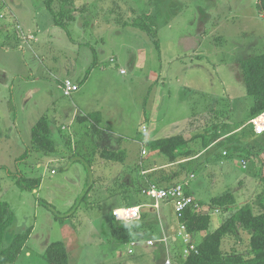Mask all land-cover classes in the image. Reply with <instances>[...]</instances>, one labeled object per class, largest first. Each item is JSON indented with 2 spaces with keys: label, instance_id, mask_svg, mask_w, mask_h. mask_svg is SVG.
<instances>
[{
  "label": "rangeland",
  "instance_id": "obj_1",
  "mask_svg": "<svg viewBox=\"0 0 264 264\" xmlns=\"http://www.w3.org/2000/svg\"><path fill=\"white\" fill-rule=\"evenodd\" d=\"M47 1L0 0V69L7 73L0 78V202L6 201L15 217L7 234L30 229L14 264H47L44 249L58 240L68 250V264H91L98 257L100 264H152V248H164L167 237L151 244L140 241L151 236L160 220L142 221L141 206L129 205L134 190H119L118 202L93 191L109 183L123 190V182L114 175L120 165L91 151L95 149L92 122H78L77 117L99 113L105 127L126 133L121 138L122 150L125 159L135 158V165L151 157L141 153L139 142L182 134L187 116L188 128L196 118L212 131L221 128L219 124L226 126V118L233 127L248 121L253 99L245 92L238 62L264 52V14L259 0H54L52 8L65 12L61 21L66 30L55 25ZM69 16L73 18L68 20ZM135 19L150 24L156 37L133 26ZM3 44L6 49L1 48ZM65 79L79 81V90L64 95ZM44 115L56 134H52L53 140L57 138L56 155L46 156L31 145V129ZM172 119L181 124L166 135L162 131ZM250 137L253 144L264 143V135ZM145 150L149 151L146 145ZM178 152L173 171L166 168L158 176L172 179L179 173L181 179L186 174L181 165L185 151ZM23 154L27 155L21 160ZM235 158L226 178L228 193L235 198L233 205L226 210L209 207L206 199L221 193V183L212 192L206 185L197 190L202 205L194 200L193 209L200 211V206L210 215L205 232L214 231L242 204H254L255 214L262 211L258 202L264 189L259 187L258 164H264V157ZM98 164H107V175ZM197 175L193 183L202 178ZM140 176L137 191L143 194L146 178ZM23 178L40 179L39 186L20 190L16 181ZM86 190L87 200L81 201ZM134 206L140 208L139 218L124 221L111 216L114 207ZM66 221L76 235L61 227ZM114 221L133 226L130 240L138 244L132 254L129 243L111 237ZM238 232L223 240L222 249L247 256L249 235ZM7 243L4 239L2 245ZM172 243V263L180 264L176 255H183L186 245ZM111 244L116 247L110 248Z\"/></svg>",
  "mask_w": 264,
  "mask_h": 264
},
{
  "label": "trees",
  "instance_id": "obj_2",
  "mask_svg": "<svg viewBox=\"0 0 264 264\" xmlns=\"http://www.w3.org/2000/svg\"><path fill=\"white\" fill-rule=\"evenodd\" d=\"M53 1L54 0H48L46 2V9L51 12L53 19L56 21L55 25L60 26L61 28H64L66 30L67 26H65L64 22L61 21V14L65 15V12L64 10L61 11L60 9L56 10L55 8H52ZM258 6L260 12L264 14V0H259ZM72 18L73 16H69L68 20ZM133 26L140 27L149 35L156 37L155 33L151 29L150 24H145L139 22L138 19H135L133 22ZM238 66L240 68V74L244 83L245 92L253 99L252 106L250 107L249 111L248 121L240 123L241 125H236V128L247 125V127L245 129H242L241 132L238 133V135L240 137L242 135H247L248 137H262L264 135V132L259 135L255 134L252 124H249V121L261 113H263L262 116L264 115V52L240 60L238 62ZM87 75L88 73H86V76ZM194 119L195 120L193 124L197 121L196 118ZM77 121H91L92 130L96 133L100 131L98 127L101 122V115L99 113L88 115L81 114L77 117ZM51 124L52 122L48 118V116L44 115L35 122L31 129L32 148L36 151L39 150L46 156H50L57 152L56 142L52 139L53 128ZM189 125H192V122H190ZM219 125L221 126V124ZM193 138L194 137L190 138L189 136L183 134H176L152 140L147 143V146L151 154L158 153L161 155H165L169 162H174L177 156H179L178 151H183V149L187 147L188 142ZM263 144L264 143H261L260 146H263ZM239 152L240 153L238 154L244 157L252 155V153H250L249 151L247 152V150H239ZM191 153L193 154L194 151L188 150L181 156L185 157L190 155ZM148 154L149 152L147 153V155ZM26 155L27 154H23L21 160L25 158ZM99 155L100 158H103L108 162H124L125 159L124 150L115 151L105 148L99 150ZM144 162L145 160H141V164ZM141 164H139L140 166L136 165L139 170L141 167H144V165L142 164L141 166ZM183 166L184 165H182V167ZM159 171H162V169H160ZM159 171L150 174H144L143 178H146L145 184L147 186L151 181H153L158 187H167L171 184L182 183L184 186L185 194L189 196V192L187 191V184L182 180V178L178 179L179 173L171 179L170 176L169 178L166 175L164 177L160 175L158 176V174L156 173H159ZM172 171L173 170H171L170 173ZM262 172L263 173L261 174L259 179L264 189V164L262 165ZM39 183L40 179L23 178L16 181L17 187L20 190L25 191H32L36 189L39 186ZM104 184H106V182H104ZM122 185L124 186V189L122 191L128 189L125 186V183H123ZM146 185L145 187H147ZM110 187L113 186L108 187V197H113V190L110 189ZM88 191L89 190L85 191L87 195L86 197H82L81 201L87 200V196L89 195ZM117 194H119V191H117ZM234 203V196L231 193H226L211 198L209 207L215 206L226 210L228 208L227 206L233 205ZM258 203L259 207L262 209L260 213H254V207L251 203L240 205L214 231H212L200 242H195L196 250H189V253L187 255H176L177 262H180V264H264V192L260 198V202ZM199 204L200 206L202 205V203L200 202ZM200 206V211H198L193 209L194 205H189L177 215L179 224H182L184 226L185 231L190 234L191 237L195 233L206 231L210 224L209 212L206 210H202ZM14 219L15 217L11 208L9 207V204L6 201H1L0 264H14L21 253L22 247L29 237L30 229L21 233H14L11 236L10 234L6 233V229L13 225ZM117 223L118 222L114 221V224L110 225L111 237L121 243H129L133 234V226H126V223ZM238 229H240L241 231H246L249 235V255L247 256L234 253L230 254L224 252L222 249L223 240L229 236L238 235L240 233L238 232ZM4 239L8 240L6 247L2 245ZM43 259L47 264H68V253L63 241L58 240L49 242L44 249Z\"/></svg>",
  "mask_w": 264,
  "mask_h": 264
},
{
  "label": "crops",
  "instance_id": "obj_3",
  "mask_svg": "<svg viewBox=\"0 0 264 264\" xmlns=\"http://www.w3.org/2000/svg\"><path fill=\"white\" fill-rule=\"evenodd\" d=\"M3 25H4L3 26L4 28L7 26V24H3ZM1 48L6 49L7 46L5 44H3L1 46ZM40 56H42V55H40ZM40 63H42V61H40ZM122 71H120V73H126V72H122ZM6 74L7 73L5 70L0 69V78H5ZM34 77L35 76H33V78ZM78 83H79V81H78ZM79 85H80V83H79ZM183 97L189 99V97L186 96V94ZM188 102H190V101H188ZM189 108H190V105H189ZM77 112H78V110H77ZM77 112L75 115H79ZM75 115L71 118V120H73L75 118ZM83 115H85V114H83ZM65 116L68 117L67 115H65ZM228 117H229V115H228ZM173 120L174 119H172V121L169 123V124H171L170 127L166 130L164 129L165 131H162V132H164V134L170 135L168 132H172L175 128L179 127L178 124H181V121H177V120L173 121ZM183 121H185L184 125L186 124V122L188 125L189 116H187V118H185ZM199 123L200 122L196 121L193 124V126L191 125V126H189V128L186 125L185 132L182 133L183 135L189 136L190 138L194 137L192 140H190L188 142L187 147H185V149H183L185 152L190 150V151H194V153L193 154L191 153L190 155L183 157L182 163H184V164H181V165H184V171H186V174H184V176L182 177V180L185 181V183L187 184V191L189 192V195L192 196L195 201H197V203L195 202L196 204H198V202L202 203V201L200 199H198L196 196L198 194L197 190H198V188L204 187L205 185H206L205 188L209 192H212L215 189L220 188V187H218V185L221 183L223 186L221 187V189H219V190H222L219 195H223L224 193L229 192L228 186L226 185V178H227L228 174L230 173V169L233 167L232 165H234L233 163H235V159H236L235 157L239 155L238 153H240L239 150L249 151L250 153H252V155H250V156L258 157L259 158L258 160H261V158L264 157V147L260 146V144L257 142H256V144H253L250 136H249V138H247L245 140H244V138L240 139V136L238 135V133H240L242 129H245L247 127V125L236 128V126H234V127L231 126L230 121L228 120V118H226L225 119L226 124L224 123L226 126L221 125V128H217V129H214L212 131V130H208L206 128V126H202ZM193 127H195V128H193ZM98 128L100 130L98 133H96L94 131H90V135H93V137H94L93 142L95 145V149L91 150L92 152L94 151V153H95L96 151H99V150H102L105 148L110 149V150H115V151L122 150L124 145H123V141L121 140V138H123V139L126 138L127 137L126 133H123L120 131L114 132L109 127H105L103 124L102 117H101V122H100ZM203 133H205L206 136H203ZM52 134L56 135L54 133H52ZM56 139L57 138L55 137L54 140L56 141ZM120 140L122 142L121 145H120ZM139 143H140L139 144L140 145V151L142 153V150L143 149L145 150V145L147 146V143H149V141L146 142V140H145V141H142ZM255 146L258 148H256ZM224 151L226 152L225 155H224ZM148 152H149V154H151L150 151H147V150H145L144 154H146ZM54 155H56V153ZM57 155H58V153H57ZM139 155H141V154L139 153ZM52 157H54V156H52ZM134 159L135 158H133V157L130 159L129 156L128 157L126 156V159L124 160V161H126V164L124 162H119L120 167L114 171V173H115L114 175H118L120 182L125 183V186L127 188L134 190L130 194L131 195L130 196L131 204H129V205L130 206H132V205H140L141 206L142 216H143L142 221L143 220L146 221V220H148V218H155V217L160 220V222H157L155 227H153V230L151 231V236L149 238H152V239L148 238V239L142 240L140 242L146 243L147 241L152 240L154 243L157 240H160V239L167 237V239L163 240V243H162L165 245L164 248L163 247H153L152 248L153 250H151L152 262H153L152 264H160L162 260H163V263L165 264L166 258L163 259L162 254H165V255L170 254L171 256H173L172 248L174 245L172 242L178 241L179 243H182L181 240H179V238L176 236L177 235V229L179 226L178 216L175 213L174 206H173L172 202L160 201L158 203V206L154 207V201L152 199H150L149 197H147L144 193H143L144 195L141 193H138L137 190L141 184L140 183L141 182V179H140L141 176L140 175L154 173V172L159 171L160 169L164 170L166 168H169L168 170L171 171L174 169L176 164L174 162H169L165 155L153 153V154H151V157L147 161L144 162L145 164L142 163L144 165V167L143 168L141 167L139 170L135 164H132ZM243 161L245 164H242V166L245 167L246 161L245 160H243ZM121 163H124V165ZM138 163H140V162H138ZM261 163H262V161H261ZM142 164H141V166H142ZM98 165H99L98 169L102 171L103 175H105L106 170H108V168H109L107 166V164H98ZM262 165L263 164H258V170H259L260 176L263 173L262 172ZM91 168L93 169V166ZM125 169H126V171H124ZM165 171H167V170H165ZM199 173L201 174L202 178L200 180L195 181V183H193L192 181L198 176L197 174H199ZM138 177H140V178H138ZM104 179H105V176H104ZM103 181L106 182L105 180H103ZM151 182H153V181H151ZM151 182L148 183V185L152 184ZM105 185L107 186V184H105ZM109 186H113V184L109 183ZM259 187L263 188L261 183H260ZM259 187H257L256 189H259ZM110 189L113 190V194H114V196L111 198H113V201L118 202L120 199L116 198L117 197L116 194H117V191H119V190L122 191V189L117 188L115 186L110 187ZM93 191L98 192L99 194H102L101 196L105 199H111L110 197H108V193H109L108 186H107V188H103V189L101 188L99 190L93 189ZM219 195H216V196H219ZM216 196L208 195L206 200L209 201V203H210L211 198L216 197ZM103 198H102V200H103ZM139 200H141L142 202H139ZM114 204H117V203H114ZM253 206H254V204H253ZM115 208H118V207H114L113 209H115ZM148 210H150V212H148ZM121 211H120V213H121ZM111 216H112V211H111ZM61 227L69 229V231H70L69 233H71L73 235H76V233H77V231H75L70 226V223L68 221L63 223L61 225ZM78 229L79 228H77L76 230H78ZM172 230H175V231L173 232ZM210 233L211 232L201 231V232L193 234L192 238L197 243V242H200L201 240H203ZM111 242L115 243V241H111ZM82 246L83 245H80L81 248H82ZM114 247H116L115 244L110 245V248H114ZM67 253H68V250H67ZM145 254H146V259H148L149 251L147 250V253H145ZM181 254H177V255H181ZM100 261H101L100 257H98V258H95V262L93 261L91 264H100L101 263ZM75 264H79V263L75 262Z\"/></svg>",
  "mask_w": 264,
  "mask_h": 264
},
{
  "label": "built area",
  "instance_id": "obj_4",
  "mask_svg": "<svg viewBox=\"0 0 264 264\" xmlns=\"http://www.w3.org/2000/svg\"><path fill=\"white\" fill-rule=\"evenodd\" d=\"M79 90V84L72 82L69 79L63 80V94L66 96L71 95L72 92ZM262 114L251 119L249 122L252 124L253 131L255 134H262L264 132V120L261 118ZM143 131L146 129L143 128ZM142 153H145V150H142ZM226 152L224 151V155ZM143 193L154 201V206L157 207L160 201L172 202L174 206L175 213L178 215L184 208L189 205H195L194 199L192 196H187L184 192V186L182 183L171 184L167 187H158L155 183H152L143 189ZM121 210H127L126 213H119ZM140 208L138 206L134 207H118L112 210V215L116 220L130 221L131 219L139 218ZM177 233L181 242L186 245V251L183 253L187 255L189 250H196V243L185 231V228L182 224H179ZM148 244L153 243L152 240L147 242ZM138 242L131 241L129 242L128 252L133 253V248L136 247ZM172 256L168 255V258L165 260V264H173Z\"/></svg>",
  "mask_w": 264,
  "mask_h": 264
},
{
  "label": "bare ground",
  "instance_id": "obj_5",
  "mask_svg": "<svg viewBox=\"0 0 264 264\" xmlns=\"http://www.w3.org/2000/svg\"><path fill=\"white\" fill-rule=\"evenodd\" d=\"M264 120V115L261 117ZM127 210H123V213H126Z\"/></svg>",
  "mask_w": 264,
  "mask_h": 264
},
{
  "label": "clouds",
  "instance_id": "obj_6",
  "mask_svg": "<svg viewBox=\"0 0 264 264\" xmlns=\"http://www.w3.org/2000/svg\"><path fill=\"white\" fill-rule=\"evenodd\" d=\"M249 124H250V122H249ZM126 226H130V222L128 223V224H126ZM173 261V260H172ZM174 263V262H173Z\"/></svg>",
  "mask_w": 264,
  "mask_h": 264
}]
</instances>
